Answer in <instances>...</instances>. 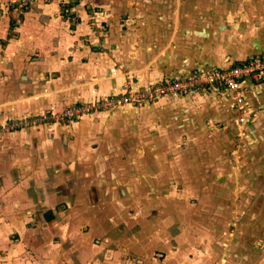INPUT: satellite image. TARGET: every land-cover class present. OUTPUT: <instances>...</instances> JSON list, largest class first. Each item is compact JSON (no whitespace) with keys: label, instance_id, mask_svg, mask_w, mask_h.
I'll return each instance as SVG.
<instances>
[{"label":"rangeland","instance_id":"obj_1","mask_svg":"<svg viewBox=\"0 0 264 264\" xmlns=\"http://www.w3.org/2000/svg\"><path fill=\"white\" fill-rule=\"evenodd\" d=\"M42 1L55 2L72 19L73 7L82 4L85 21L102 38L110 35L114 22L124 30H140L136 35L131 30L126 44L141 38L139 60L145 68L129 74L118 94L103 97L115 100L110 108L93 109L141 110L121 112L111 122L122 128L131 118L129 138L121 143L130 162L121 163L124 172H117L106 191L121 185L131 192L98 199L101 207L91 216L97 217L99 239L104 232L114 241L115 256L127 254L122 264H264V192L256 175L236 177L238 158L247 160L250 151L236 145L239 138L231 130L235 117L239 121L247 115L251 86L264 83V63L259 69L253 65L264 56V0H119L114 3L119 12L88 0ZM32 2L3 6L22 14ZM238 62L246 68L235 67ZM57 121V113L49 111L7 128ZM128 171L130 178H125ZM139 172L148 178L133 177ZM68 177L72 186L74 176ZM252 183L257 187L251 194ZM240 186L247 188L244 194ZM142 187L155 194H142Z\"/></svg>","mask_w":264,"mask_h":264},{"label":"crops","instance_id":"obj_2","mask_svg":"<svg viewBox=\"0 0 264 264\" xmlns=\"http://www.w3.org/2000/svg\"><path fill=\"white\" fill-rule=\"evenodd\" d=\"M10 1L15 0H0V264H122L127 254L115 256L114 241L104 232L99 239L94 216L101 207L98 199L131 192L121 185L106 191L117 172H124L121 163L130 162L121 143L129 138L131 118H125L122 128L111 122L116 114L141 110H91L65 125L57 121L7 127L23 118L49 111L61 114L67 107L118 94L129 74L145 68L139 60L141 38L126 44L130 31L136 35L140 30H124L114 22L110 35L102 38L85 21L82 4L73 7L77 14L72 19L62 15L55 2L33 0L28 12L18 14L3 6ZM118 1L87 2L119 12L114 7ZM23 67L26 76L20 72ZM246 97L245 119L235 117L231 126L239 138L236 145L250 151L247 160L238 158L236 177L256 175V185L264 192V83L253 84ZM72 175L69 186L66 180ZM129 176L128 171L125 178ZM147 176L133 175L142 181ZM256 185L251 184V194ZM141 189L142 194H155ZM240 189L244 194L247 188ZM82 195L84 201L77 202Z\"/></svg>","mask_w":264,"mask_h":264},{"label":"built area","instance_id":"obj_3","mask_svg":"<svg viewBox=\"0 0 264 264\" xmlns=\"http://www.w3.org/2000/svg\"><path fill=\"white\" fill-rule=\"evenodd\" d=\"M262 62L264 63V56H263V58H259L258 60H255L253 65L257 66V69H259ZM245 65L246 64H243L242 66H238V67L242 69L245 67ZM261 68L264 70V65H262ZM251 74L253 75L252 76L253 78H257L258 71L253 69L251 71ZM112 102L114 103L115 100L110 102V100L108 98H103L102 100L99 99V100L93 101L91 103L84 104L82 106H74V107L68 108L66 111H64L61 114H57L58 120L59 121L60 120H66V119L73 120V118H74V120L79 119L84 113H88L89 111H91L93 109L100 108L101 107L100 105H105V107H103L104 109L110 108L108 106L112 105ZM53 115L54 114H52V116ZM241 121H243V120H241ZM17 126H18V124H15V125L11 126L10 128H15Z\"/></svg>","mask_w":264,"mask_h":264},{"label":"trees","instance_id":"obj_4","mask_svg":"<svg viewBox=\"0 0 264 264\" xmlns=\"http://www.w3.org/2000/svg\"><path fill=\"white\" fill-rule=\"evenodd\" d=\"M249 60H250V59H249ZM242 65H243V62H238L237 64H235V67H237V66H242ZM50 217H51L50 215H48V214L46 215V218H47V219H50Z\"/></svg>","mask_w":264,"mask_h":264}]
</instances>
